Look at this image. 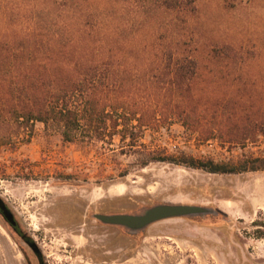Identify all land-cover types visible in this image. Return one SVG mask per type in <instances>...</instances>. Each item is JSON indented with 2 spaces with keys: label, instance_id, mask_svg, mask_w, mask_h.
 <instances>
[{
  "label": "rangeland",
  "instance_id": "1",
  "mask_svg": "<svg viewBox=\"0 0 264 264\" xmlns=\"http://www.w3.org/2000/svg\"><path fill=\"white\" fill-rule=\"evenodd\" d=\"M116 1L117 13L132 23L123 33L132 39L119 54L130 70L142 75L163 49L182 51L177 40L188 41L185 51L198 62L196 110L237 90L233 77L245 82L237 91L243 98L264 88V0H194L184 8ZM112 79L127 90L117 97L129 119L125 138L113 127L118 108L97 134L85 126L65 141L34 121L0 146V200L17 223L14 229L0 212V264H264V168H208L262 164L264 133L231 145L204 139L176 118H160L171 107L168 92L147 88L145 77ZM256 97L251 110L259 114ZM162 203L211 211L136 231L94 216L139 214Z\"/></svg>",
  "mask_w": 264,
  "mask_h": 264
},
{
  "label": "trees",
  "instance_id": "2",
  "mask_svg": "<svg viewBox=\"0 0 264 264\" xmlns=\"http://www.w3.org/2000/svg\"><path fill=\"white\" fill-rule=\"evenodd\" d=\"M96 1L95 5L91 0H0V146L12 144L19 131L29 129L34 121L51 126L65 141H74L85 126L97 134L105 117L118 108L121 113L113 127L120 126L117 132L125 138L129 119L125 103L117 97L127 90L123 81L116 83L112 77H145L147 88L168 92L165 104L171 107L160 118H176L204 139L231 145L264 133V111L251 110L256 96L237 94L245 84L242 77L232 78L237 90L207 98L204 108L196 110L198 62L185 51L186 39L177 40L182 51L177 47L159 52V62L144 74L130 70L119 54L132 39L123 36L132 23L117 13L116 0ZM193 2L155 0L152 4L184 8ZM258 93L256 98L264 107V88ZM155 116L150 120H157ZM259 161L249 165L247 160L239 167L210 162L208 168L211 172L264 168V159L254 164Z\"/></svg>",
  "mask_w": 264,
  "mask_h": 264
},
{
  "label": "water",
  "instance_id": "3",
  "mask_svg": "<svg viewBox=\"0 0 264 264\" xmlns=\"http://www.w3.org/2000/svg\"><path fill=\"white\" fill-rule=\"evenodd\" d=\"M211 210L207 207L194 204H171L162 203L150 207L139 214L115 213L104 214L96 213L94 216L106 224L121 225L133 231L142 229L149 224L171 217H181L208 213ZM6 219L11 222L12 214H5Z\"/></svg>",
  "mask_w": 264,
  "mask_h": 264
},
{
  "label": "flooded vegetation",
  "instance_id": "4",
  "mask_svg": "<svg viewBox=\"0 0 264 264\" xmlns=\"http://www.w3.org/2000/svg\"><path fill=\"white\" fill-rule=\"evenodd\" d=\"M0 212L5 216V214H9L7 207L4 205V203L0 200ZM13 218V217H12ZM10 224L14 229H16V221L14 219L11 220Z\"/></svg>",
  "mask_w": 264,
  "mask_h": 264
}]
</instances>
